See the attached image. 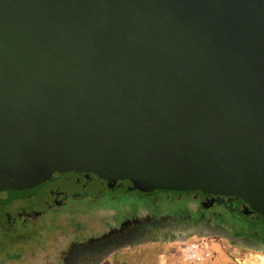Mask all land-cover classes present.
Instances as JSON below:
<instances>
[{
  "label": "water",
  "instance_id": "95a60500",
  "mask_svg": "<svg viewBox=\"0 0 264 264\" xmlns=\"http://www.w3.org/2000/svg\"><path fill=\"white\" fill-rule=\"evenodd\" d=\"M67 171L264 219V0H0V202Z\"/></svg>",
  "mask_w": 264,
  "mask_h": 264
},
{
  "label": "flooded vegetation",
  "instance_id": "af4514ba",
  "mask_svg": "<svg viewBox=\"0 0 264 264\" xmlns=\"http://www.w3.org/2000/svg\"><path fill=\"white\" fill-rule=\"evenodd\" d=\"M81 201L97 207L95 216H86ZM48 214L51 228L45 233ZM244 221L250 227L239 225ZM205 224L264 244V219L237 196L202 190L140 194L124 180L108 183L91 172H63L29 196L0 202V239L18 238L25 230L48 237L49 264H123L153 254L164 257L191 239L207 238L264 255L254 245L206 233ZM34 243L39 245V238Z\"/></svg>",
  "mask_w": 264,
  "mask_h": 264
},
{
  "label": "rangeland",
  "instance_id": "374dc122",
  "mask_svg": "<svg viewBox=\"0 0 264 264\" xmlns=\"http://www.w3.org/2000/svg\"><path fill=\"white\" fill-rule=\"evenodd\" d=\"M122 203H126V201ZM78 205L80 208H83V211L89 219L95 214L97 207L91 206L85 201L79 202ZM46 216V225L44 224L43 226L45 233L51 228L49 226L51 220H48L50 218L49 214ZM239 225L247 228L248 226L250 227V222L247 223L244 221L239 223ZM258 227L262 226L257 225ZM35 233L33 230H25L21 234L16 235L18 238L10 235L0 239V264H49L53 257L49 255L51 249L48 245V237L44 239ZM38 238L40 244L36 245L34 239ZM199 241L205 242L204 244L207 246V249L216 255L204 264H264V255L261 253L240 249L239 247L227 244L224 240L221 241L215 238H207ZM178 249L180 248L169 250L164 257L153 254L148 258L140 257L138 260L128 259L123 264H160L170 260L177 261L179 259ZM5 250L6 253L4 252Z\"/></svg>",
  "mask_w": 264,
  "mask_h": 264
},
{
  "label": "built area",
  "instance_id": "2783aa9c",
  "mask_svg": "<svg viewBox=\"0 0 264 264\" xmlns=\"http://www.w3.org/2000/svg\"><path fill=\"white\" fill-rule=\"evenodd\" d=\"M202 241H188L183 243L178 249L179 259L170 260L160 264H204L215 257Z\"/></svg>",
  "mask_w": 264,
  "mask_h": 264
},
{
  "label": "trees",
  "instance_id": "16d2710c",
  "mask_svg": "<svg viewBox=\"0 0 264 264\" xmlns=\"http://www.w3.org/2000/svg\"><path fill=\"white\" fill-rule=\"evenodd\" d=\"M189 241H193V239H191V240H189ZM8 255V254H7ZM9 256V255H8ZM14 256H16V255H14ZM10 257V256H9Z\"/></svg>",
  "mask_w": 264,
  "mask_h": 264
}]
</instances>
